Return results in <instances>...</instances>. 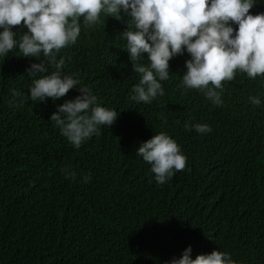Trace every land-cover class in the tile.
I'll list each match as a JSON object with an SVG mask.
<instances>
[{
    "label": "trees",
    "instance_id": "trees-1",
    "mask_svg": "<svg viewBox=\"0 0 264 264\" xmlns=\"http://www.w3.org/2000/svg\"><path fill=\"white\" fill-rule=\"evenodd\" d=\"M254 3L251 14L264 13V0ZM107 18L90 28L81 22L77 42L58 54L64 74L120 113L79 149L50 119L79 91L34 102L33 80L54 69L27 76L39 61L18 47L0 57V264H170L189 246L193 259L221 250L238 264H264V78L225 83L224 103L215 106L178 87L186 61L174 57L161 81L165 95L137 103L130 97L140 75L120 35L129 18ZM13 31L19 40L27 29ZM14 91L22 107L11 104ZM257 95L254 106L249 97ZM186 123L212 132L189 131ZM160 132L187 156L185 170L163 185L136 155ZM62 169L75 170L76 181Z\"/></svg>",
    "mask_w": 264,
    "mask_h": 264
},
{
    "label": "clouds",
    "instance_id": "clouds-1",
    "mask_svg": "<svg viewBox=\"0 0 264 264\" xmlns=\"http://www.w3.org/2000/svg\"><path fill=\"white\" fill-rule=\"evenodd\" d=\"M254 0H0V57L6 58L18 47L23 57L36 58L26 69L36 77L29 90L32 101L59 100L77 89L80 95L57 106L50 119L76 149L99 136L101 126L110 128L120 113L101 106L91 88L78 78L63 72L65 59L58 54L77 42L81 22L85 28L106 25L107 17L126 21V50L133 71L140 75L131 89L130 99L150 104L165 95L161 81L169 79L170 61H186V71L178 87L202 93L215 106H222L224 84L243 76L264 78V13L251 14ZM24 27L19 40L16 27ZM147 54V62L144 56ZM254 106L260 97L250 96ZM22 93L14 91L13 106L22 107ZM200 134L212 132L208 124L186 123ZM136 155L151 165L157 184L163 185L176 173L185 170L187 156L179 143L165 132L153 135L140 144ZM66 179L74 182L75 170L62 169ZM91 175L83 176L90 182ZM170 264H238L228 252L214 250L192 258L187 247Z\"/></svg>",
    "mask_w": 264,
    "mask_h": 264
}]
</instances>
